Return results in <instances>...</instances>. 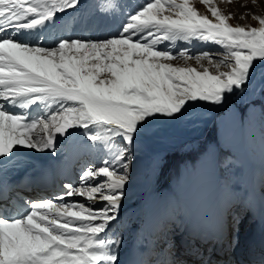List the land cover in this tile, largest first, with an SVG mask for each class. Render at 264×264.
<instances>
[{
  "label": "snow or ice",
  "instance_id": "snow-or-ice-1",
  "mask_svg": "<svg viewBox=\"0 0 264 264\" xmlns=\"http://www.w3.org/2000/svg\"><path fill=\"white\" fill-rule=\"evenodd\" d=\"M79 2L0 0V158L17 148L55 151L57 136L77 128H95L88 136L93 144L122 137L131 146L147 117L174 116L189 101L221 104L225 93L248 83L253 63L264 61V16L253 15L258 27L233 26L231 13L212 0H201L210 16L189 0H148L116 35L60 38L52 46L36 39L35 30ZM193 39L223 52L172 54L157 47ZM177 59L194 60L202 70L171 63ZM37 103L55 110L33 121L5 110V104L25 110ZM130 165L124 152L111 162L104 157L84 169L79 186L28 201L23 214L0 208V264H118L121 241L101 234L119 216ZM186 252L208 264L195 246Z\"/></svg>",
  "mask_w": 264,
  "mask_h": 264
},
{
  "label": "rangeland",
  "instance_id": "rangeland-1",
  "mask_svg": "<svg viewBox=\"0 0 264 264\" xmlns=\"http://www.w3.org/2000/svg\"><path fill=\"white\" fill-rule=\"evenodd\" d=\"M116 2L121 3V7L123 8L122 11L124 12L125 19H127L129 15L134 14L137 10H139V7L143 3H147L148 0H116ZM98 3L101 4V2ZM212 3L215 4L218 8H220L225 14L231 13L233 18L230 19L229 23L233 26L249 25L252 27H258L259 26L258 20L253 19V15L264 16V0H231V3H229V0H212ZM189 6L196 9L198 13H202L209 16L211 15L207 11V5L205 3H202L201 0H189ZM90 11L91 10H87V13H89ZM157 47L158 50L160 51H170L172 54H176L181 50H187L188 53L191 55H197L203 52H208L213 54L223 52V49L220 46L215 45L214 43H204L194 39L191 40V42L163 41L162 43H159ZM212 58L221 59V57L215 55ZM171 63L180 67L191 66L197 68L198 70H202L201 66L197 64L194 60L185 61L183 59H177L171 61ZM203 67H207L210 73L215 72V69L212 67V65L208 64L206 60L203 61ZM34 105L35 104L31 105L28 109L20 111L16 114L26 115L27 118L32 117L33 119L29 121L37 120L39 119L38 116L36 115L29 116V113L31 112ZM8 108L11 109L13 107L5 104V110H8ZM38 109L40 113L41 112L43 113L42 118L46 119L48 113L50 111L55 110V106L49 108L47 104H41V107H39ZM236 110L239 111V114L241 113V111L244 114L243 121H241L242 118L240 119L241 121L240 125H242L243 128H239V132H238L241 135L240 143L241 145L250 146V147L252 144H254L252 147V151L253 153H255L257 157L255 158L254 155H250V159H248V162H250L249 166H247V168L244 167L243 172L250 173L249 167H252V169L253 167L256 169H264V167L260 166L262 161L264 162V158H263L264 148L260 147V145L264 146V137L261 138V135L263 136L264 130H262L261 127H258L259 124L264 125V121H262L264 119V61H256L253 63V67L249 72L248 83L245 84L241 89L234 88L231 93H225L224 100L221 104H209L203 101H189L188 103L185 104L184 108H182L181 111L175 114L174 116L168 117V116L156 114L147 117L140 125H138L137 132L133 136V143L131 146L127 145L122 137L111 138L123 146L124 162H127L128 157L131 156L129 179L124 188V198L121 201L120 210H122L126 206H135L136 208H139L140 206L135 205V203L140 202V200H138V197H140L141 194H142V198L140 203L141 205L145 204L142 203L145 194L144 191H147L146 187L150 179L153 178V166L156 164L155 161H159V162L161 161V164H157L159 168L155 175L156 180L152 186L151 195L152 193H154L158 177L161 173L160 172L161 167H162V178H164V182L166 183V185H170L168 182H172L171 180L173 178V175L178 174L180 165L182 163L185 164L182 169V174H183L185 168H189L191 165H195L196 161H198L196 163L197 166L196 168H198V163L200 159L206 153L209 154L212 153L213 157H215L217 152L221 154V153H226L229 149H232L233 145H231V147H224L222 145L221 143L222 138L219 135L220 134L219 128H220V120H222L225 116H227L230 111H236ZM261 110H263V112H261ZM239 116L241 117V114ZM255 122L258 123L257 126ZM249 125L250 126L254 125V127H256L257 133L250 138V143L247 144L248 142L247 133L243 129H245L246 126L249 127ZM72 130L73 129H70L68 133H66L63 136H57L55 148L61 145V143L64 142L63 140H67L68 134L71 135ZM91 132H93V134H96L97 130L95 128H89V129L78 128V131L75 133V137H76L75 141L77 139H82V135L86 136V133L90 134ZM76 142L80 143L81 141H76ZM232 150L234 151V148ZM238 151L240 154L241 153L244 154L246 150H242L241 148L238 149ZM30 152L33 153L34 155V161L36 158L41 160L43 158L40 157H45L47 155L50 156L52 153H55L52 150H48L45 152H36L33 149L17 148L14 151V154H16V156L19 158L21 157V155L24 158L27 156L32 157L31 156L32 154L29 155ZM64 153L65 152H63V154ZM235 153L237 154L235 160L238 163L239 155L237 152ZM119 154L120 152L118 153V155ZM84 155H85L84 157H87V160H88V156L91 159L92 156L91 152L90 155H88V153ZM229 155H230L229 153H226L224 155L225 157L224 156L222 157L221 155L222 160L224 162V164L221 163V166L223 168H225L227 165L230 164L232 167L234 166L232 162H230V158L233 160L235 155H231L230 157H228ZM104 157L105 156H103L102 158ZM105 158L109 159L110 162L111 160H113V158L110 157H105ZM240 158L243 159V156L242 157L240 156ZM258 158L261 160L259 164L257 162ZM35 162L38 164L37 161ZM233 163L235 162L233 161ZM92 166L98 167L99 165L94 163ZM148 167L150 169L151 175L147 180V182L145 183V189H144L143 181L147 179V176L149 174L147 170ZM215 167L216 166L214 165V171L215 174H217ZM191 169L193 168L191 167ZM169 174H173L170 178L171 180L167 179ZM196 174H198V172ZM222 174L224 180L226 181L228 177H231L230 181H233L232 178L235 176V175L227 176L223 172ZM191 181H192V177L189 180L187 179V183L185 187L187 186L188 183H191ZM164 182L159 180L158 184L159 183L164 184ZM92 183H96V181H93ZM158 191L159 190H156L152 196L150 195V199L152 201L150 202V208L152 207V209L156 210L157 212L159 211L166 212L167 220H162L160 222L161 227L163 228L169 227L172 229L171 231H173L171 224L178 227V222H179L181 224L179 226L180 228L184 227V224L187 225V222L191 220L190 213L186 210L187 216L185 218L176 217V215L173 216V214L168 217V215L174 212L175 210V206L168 202V200H171L172 194L170 192L166 193L168 195L170 194V197H168L167 200L166 195H163V193L159 194ZM198 197L200 198V196ZM75 198L76 199L74 200H79L82 203H88L83 197H75ZM97 206H103V205H93V207H97ZM182 210L183 209L181 207V211ZM177 214L180 215V213ZM139 218H140V211L135 212L133 217L134 222L132 223L129 221H125V223L122 225L123 227L122 230L120 231L118 229L119 231L118 238L121 241L122 245L128 244L133 229L135 228V226L138 225L136 223V220ZM212 220L213 219L208 220L206 224ZM146 224L148 225V221L146 222ZM142 232L148 234L149 229L147 227H144V229H142ZM181 233L182 231H175V234L173 235L174 238L178 239ZM139 242L141 243L140 240ZM121 262L122 261L120 260L118 264H120Z\"/></svg>",
  "mask_w": 264,
  "mask_h": 264
},
{
  "label": "bare ground",
  "instance_id": "bare-ground-1",
  "mask_svg": "<svg viewBox=\"0 0 264 264\" xmlns=\"http://www.w3.org/2000/svg\"><path fill=\"white\" fill-rule=\"evenodd\" d=\"M81 2V0H80ZM71 10V9H70ZM69 10V11H70ZM68 11V12H69ZM57 28V26L55 25V23L50 22L49 24H46L44 26V28L42 29H37L38 32L40 33H49L53 28ZM73 32V27L71 24L69 25H64L63 27H59L55 30V38H58L60 36H65L69 33ZM13 108H8L9 111H12L13 113H18L20 111H23L22 109L18 108V107H14ZM26 110V109H25ZM239 112L236 111H230L229 114L227 116H225L222 120H220V136L222 138V145L224 147H231L232 149L234 148V151L238 153L239 155V161H238V169L239 172L241 173L244 169V167L247 168V166H249L248 159H250V155H254L255 158L256 155L255 153H253L252 151V147L254 144L250 146H244L241 145L240 143V139H241V135L238 133L239 132V128H243L242 125H240V116H239ZM26 116V115H25ZM33 118L30 117L28 118V120H32ZM246 133H247V139L248 142L247 144L250 143V138L255 135L257 133L256 131V127H254V125H249L246 126L245 129H243ZM78 131L77 129H73L71 132V135L69 136V139L64 140V147L65 149V153L63 155H65L66 153L68 154V158L66 161V168H70L71 166L77 164V174L76 176L78 177V175L81 173L82 170L85 169V167H79L78 163L81 162V165H86L88 164V160L84 159L85 155L87 154L90 155L89 152L90 151V145L91 143L89 141L77 146L76 150H74L75 147H70V144L68 142L65 141H72L71 139H75V133ZM242 150H246L244 154H240L238 149ZM249 151H248V150ZM32 154V157H23L21 154V157H17L16 154H13L12 157H8V158H0V176L6 175V176H13V177H18L23 181H28L31 177V175L33 176L34 172L36 170H38L40 167L45 170L46 166H44V163L41 164H37L34 161V155L33 153H29V155ZM83 154V155H82ZM52 155V154H51ZM50 155V156H51ZM26 156V155H25ZM240 156H243V159L240 158ZM89 157V156H88ZM264 158V157H263ZM38 159V158H37ZM85 161H84V160ZM49 161L52 162L53 167H61V168H65L64 164L65 162H63V157H55L52 160L48 159ZM261 160L258 158L257 162L259 164ZM156 164L153 166V178L150 179L148 185H147V191H144V199L142 201V203L144 204L145 201H147L148 199H150V195H151V190H152V186L155 182V175L158 171V166L157 164H161V161H155ZM214 163H217V157H212L211 154L206 153L205 155L202 156V158L200 159L199 163H198V174L197 177H193V175H191L192 177V181L191 183H188L186 187L191 186L188 189V193H183L182 195H184L187 198V204L188 205H184V207L187 208V211L190 213L191 215V220L189 222H187V225L184 224V226L188 227L189 231L193 230V227L195 225L198 226L199 223H206L208 220L213 219L212 221H210L209 223H207L208 226L211 225L212 222L214 223H218V207H217V200H216V182H215V171H214ZM261 167H264V162L262 161ZM193 168V167H192ZM193 172V169L192 171ZM251 173V171H250ZM80 176V175H79ZM75 177L73 178V180L71 181V185L75 184L78 181V178ZM49 191L46 193L42 192H38L41 191L40 189H37V192L34 191L33 194V199L37 200L40 198H45V197H50L49 194L52 193V197H54L55 195L53 193L59 191V188H53V187H48ZM67 189L65 188L64 191H66ZM198 194V195H197ZM200 196V199L199 197ZM75 198V197H72ZM199 199V200H197ZM192 200V201H191ZM197 202H203L204 204V208L200 209L198 204H196ZM28 209V205H24V212H26ZM175 220V219H174ZM181 224L178 222V227L174 226L173 224H171L173 231H172V235L175 234V231H182L183 227H179ZM231 228V227H229ZM228 231V230H224L223 227H219V230L217 232H212L217 238H221L223 236V234ZM167 233V232H166ZM177 233V232H176ZM239 235V233H238ZM234 237H230L229 240H233ZM235 242L237 241L236 238H234ZM141 241V240H140ZM191 240H188V242H190ZM143 243L139 242V246L142 245ZM144 248L146 249L147 253H146V258L149 256L150 254V250H153V248H149V246H144ZM173 252V251H172ZM242 252H245V250H242ZM138 251L136 249L133 250V252H131V258L133 260V264H143V257L142 254H138V256L136 257ZM149 260V259H148ZM162 261L164 262L165 259L163 258Z\"/></svg>",
  "mask_w": 264,
  "mask_h": 264
}]
</instances>
